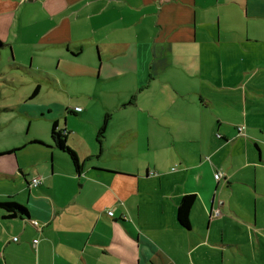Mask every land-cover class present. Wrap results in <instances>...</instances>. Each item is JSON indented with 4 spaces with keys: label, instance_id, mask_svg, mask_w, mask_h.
Listing matches in <instances>:
<instances>
[{
    "label": "crops",
    "instance_id": "obj_1",
    "mask_svg": "<svg viewBox=\"0 0 264 264\" xmlns=\"http://www.w3.org/2000/svg\"><path fill=\"white\" fill-rule=\"evenodd\" d=\"M0 40V62L27 72L16 49L33 63L97 46L135 86L133 108L104 109L89 127L91 109L76 105L84 127L73 130L71 115L60 123L65 102L14 106L30 128L50 119L51 137L29 128L0 143V202L28 211L0 205V264H264V0H0ZM54 122L80 170L55 146ZM189 194L188 229L178 209Z\"/></svg>",
    "mask_w": 264,
    "mask_h": 264
},
{
    "label": "rangeland",
    "instance_id": "obj_2",
    "mask_svg": "<svg viewBox=\"0 0 264 264\" xmlns=\"http://www.w3.org/2000/svg\"><path fill=\"white\" fill-rule=\"evenodd\" d=\"M40 15L41 10L37 9L34 18L31 19L37 21L36 19ZM25 18L26 21L30 20L28 16ZM28 24L30 25L29 30L33 34H37L43 29V22L37 21L36 24H33L29 21ZM14 27H17L16 23L13 29ZM21 39L23 42V38ZM75 49L77 50V48ZM16 51L19 61H27L26 66L30 67L29 65H31L33 69L28 68L29 73L10 68L14 62L12 60L9 62L8 57L3 60V63L0 62V67L4 71V74H0V143L10 140L13 133L28 134L29 118L14 107L21 103L24 105L25 97L28 98L26 100L28 103L35 106L51 104L54 112L57 111L56 104L67 103L69 111L64 110V114L60 116V123L64 126L66 114L74 117V119H70L71 116H69V122H66L69 130L84 127L78 121L79 116L70 113L76 105L88 106L91 109L90 121L86 122L87 127L93 123V120H98L100 111L104 109L110 108L109 112L113 113L120 108L127 110L133 108L129 102L132 99L131 93L135 91V86L131 84L130 74L128 78L114 75V70L111 68L116 65H112L111 61L105 57H102L101 60L97 46L89 45L85 52L78 56H73L71 53L67 55V50L63 48L48 49L46 52L49 54L47 55L44 51L41 52L42 54H35L33 63L30 55L19 49ZM40 74H45L50 78L45 81L41 80ZM37 85H41L40 93L31 99L30 96ZM100 119L103 121L104 118ZM51 124L50 119H39L33 123L30 130L38 128V131H41L46 139H49ZM20 152L21 154L25 152L24 161L30 163V155L26 154L29 151L22 150Z\"/></svg>",
    "mask_w": 264,
    "mask_h": 264
},
{
    "label": "trees",
    "instance_id": "obj_3",
    "mask_svg": "<svg viewBox=\"0 0 264 264\" xmlns=\"http://www.w3.org/2000/svg\"><path fill=\"white\" fill-rule=\"evenodd\" d=\"M3 45L4 43L0 40V47H2ZM37 91H38V87L36 88L35 92ZM109 119H110V114L108 113L106 114L104 118V122L98 131L97 141L100 145L102 144V140L105 137ZM52 139L56 147H58L59 149L69 154L75 167L78 170H80L82 165L79 162V157L77 153L68 145L67 135L65 132H63L62 130L58 128L57 122H54L52 126ZM195 200H196L195 194L185 195L178 209V221L183 227L188 228V229L191 227L190 214H191V209H192V206L194 205ZM0 205L5 206L8 209V211L11 212L10 216L12 217L17 216V215H20V216L28 215V211L26 207H24L22 204H19L17 202H13V201L12 202H9V201L0 202Z\"/></svg>",
    "mask_w": 264,
    "mask_h": 264
},
{
    "label": "built area",
    "instance_id": "obj_4",
    "mask_svg": "<svg viewBox=\"0 0 264 264\" xmlns=\"http://www.w3.org/2000/svg\"><path fill=\"white\" fill-rule=\"evenodd\" d=\"M75 110H76V111H82V108L77 106V107L75 108ZM215 177H216L217 179H220V178L222 177V174H221L220 172H217V173L215 174ZM43 182H44V179H43L42 177H34V178H32V180L30 181V185H31L32 187H38V186L42 185ZM217 213H219L218 210H217ZM108 214H109V215H113V211H109ZM34 223H35V224H39L36 220L34 221ZM14 239L17 240L18 238L15 237Z\"/></svg>",
    "mask_w": 264,
    "mask_h": 264
}]
</instances>
